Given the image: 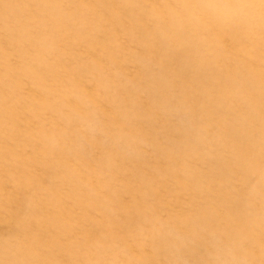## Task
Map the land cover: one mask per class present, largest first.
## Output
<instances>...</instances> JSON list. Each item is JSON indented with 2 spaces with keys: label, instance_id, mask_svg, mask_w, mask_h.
I'll return each mask as SVG.
<instances>
[{
  "label": "rangeland",
  "instance_id": "rangeland-1",
  "mask_svg": "<svg viewBox=\"0 0 264 264\" xmlns=\"http://www.w3.org/2000/svg\"><path fill=\"white\" fill-rule=\"evenodd\" d=\"M0 264H264V0H0Z\"/></svg>",
  "mask_w": 264,
  "mask_h": 264
}]
</instances>
